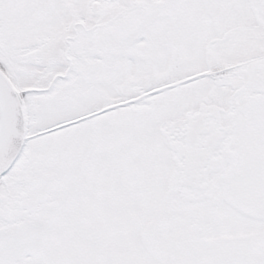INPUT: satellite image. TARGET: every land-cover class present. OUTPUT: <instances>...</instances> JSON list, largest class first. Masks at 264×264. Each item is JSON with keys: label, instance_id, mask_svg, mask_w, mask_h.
Listing matches in <instances>:
<instances>
[{"label": "snow or ice", "instance_id": "snow-or-ice-1", "mask_svg": "<svg viewBox=\"0 0 264 264\" xmlns=\"http://www.w3.org/2000/svg\"><path fill=\"white\" fill-rule=\"evenodd\" d=\"M0 264H264V0H0Z\"/></svg>", "mask_w": 264, "mask_h": 264}]
</instances>
